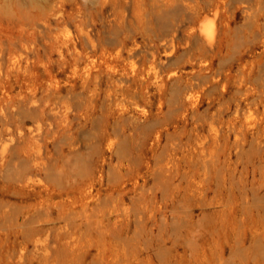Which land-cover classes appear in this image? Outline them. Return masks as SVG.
<instances>
[{
	"label": "rangeland",
	"instance_id": "1",
	"mask_svg": "<svg viewBox=\"0 0 264 264\" xmlns=\"http://www.w3.org/2000/svg\"><path fill=\"white\" fill-rule=\"evenodd\" d=\"M197 1L0 0V264H264V0Z\"/></svg>",
	"mask_w": 264,
	"mask_h": 264
},
{
	"label": "bare ground",
	"instance_id": "2",
	"mask_svg": "<svg viewBox=\"0 0 264 264\" xmlns=\"http://www.w3.org/2000/svg\"><path fill=\"white\" fill-rule=\"evenodd\" d=\"M198 3L199 2L196 0V5L194 6L196 9H197ZM214 5L216 6L215 8H217L219 6V4L217 2ZM197 12H198V9L196 11V14H197ZM206 24L210 25L209 23H206ZM208 25H204V23H203L201 28H202V31L205 34L206 38L209 39L210 38V29H209L210 27L208 28L207 27Z\"/></svg>",
	"mask_w": 264,
	"mask_h": 264
}]
</instances>
